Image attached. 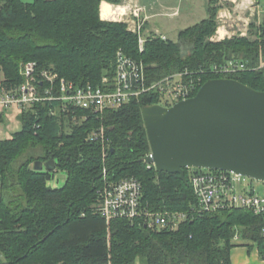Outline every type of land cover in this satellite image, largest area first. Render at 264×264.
I'll list each match as a JSON object with an SVG mask.
<instances>
[{
	"label": "trees",
	"instance_id": "trees-1",
	"mask_svg": "<svg viewBox=\"0 0 264 264\" xmlns=\"http://www.w3.org/2000/svg\"><path fill=\"white\" fill-rule=\"evenodd\" d=\"M102 1L122 3L0 0L1 82L20 83L21 66L31 60L76 86L97 85L104 75L115 74L120 50L142 61L150 80L189 69L200 77L199 85L230 77L264 90V17L254 39L233 35L211 40L220 6L208 0L206 17L177 34L178 40L192 44L189 52L181 53L178 41L160 35L148 36L140 49L139 34L126 22L100 16ZM229 61L245 68L229 74L211 71ZM158 101L156 94H142L106 110L101 119L89 116L81 122L61 112L56 101L20 113V131L0 139V264H233L235 235L250 240L264 257V219L249 209L229 207L200 215L190 211L175 230H153L124 218L107 223L96 212L103 166L110 179H138L142 202L150 210L188 212L197 205L189 183L196 169H184L185 183L178 173L158 172L142 161L150 147L141 108ZM54 106L57 113L52 115ZM75 113L79 117L84 112ZM100 125L110 145L103 160L101 143L86 139ZM50 157L54 170L33 169L32 162ZM55 170L66 174L58 188L47 185Z\"/></svg>",
	"mask_w": 264,
	"mask_h": 264
},
{
	"label": "built area",
	"instance_id": "built-area-1",
	"mask_svg": "<svg viewBox=\"0 0 264 264\" xmlns=\"http://www.w3.org/2000/svg\"><path fill=\"white\" fill-rule=\"evenodd\" d=\"M139 11V7L134 8L133 16H139ZM140 27L141 25L130 30L139 34V45L142 49ZM244 68L242 62L229 61L226 64L214 65L211 71L229 74ZM20 73L23 80L18 84L0 82V114L7 112L11 107L21 113L37 103L56 101L61 112L71 113L74 122H81L89 116L101 119L106 110L116 109L142 94H156L159 98L157 104L169 107L192 97L201 82L200 77L195 76L189 69L150 80L143 62L126 56L120 50L116 54L115 74L112 78L104 75L97 85L87 83L76 86L73 82L59 77L52 68H39L37 63L31 60L22 64ZM56 109L55 106L51 107L50 114H56ZM78 110L84 112L79 117L75 113ZM86 139L101 143L102 160L105 159L110 145L104 126L100 125L92 130ZM146 165L150 167L153 164ZM107 173V168L103 166L102 183L97 189L96 204V212L107 223L115 218H124L130 222L137 220L153 230H175L180 222L189 217L190 211L200 215L229 207L249 209L264 219V191L258 192L252 178L232 171H192L189 183L196 196L197 205L188 212L150 210L142 202V186L138 179L124 177L113 180ZM261 232L264 236V225ZM237 239L238 236L235 235L234 241ZM262 260L264 264V257Z\"/></svg>",
	"mask_w": 264,
	"mask_h": 264
},
{
	"label": "water",
	"instance_id": "water-1",
	"mask_svg": "<svg viewBox=\"0 0 264 264\" xmlns=\"http://www.w3.org/2000/svg\"><path fill=\"white\" fill-rule=\"evenodd\" d=\"M189 98L141 108L150 151L142 158L158 172L232 171L264 182V90L230 77L204 81ZM33 169H55L53 157Z\"/></svg>",
	"mask_w": 264,
	"mask_h": 264
},
{
	"label": "rangeland",
	"instance_id": "rangeland-1",
	"mask_svg": "<svg viewBox=\"0 0 264 264\" xmlns=\"http://www.w3.org/2000/svg\"><path fill=\"white\" fill-rule=\"evenodd\" d=\"M122 0L120 6L124 7L123 12H121L120 19L127 23L129 29L138 28L141 25V37L144 40L148 36L160 35L163 38L173 39L178 41L180 44L181 53H187L191 50V45L188 41L178 40L177 34L179 30L184 29L195 23L199 22L202 18L206 17V3L208 0H140L142 4L145 5L147 9V15H142L143 7L139 5H132L131 3L124 2ZM260 4V13H257L255 16L252 6L242 7L241 10H238L236 6L231 5L228 0H217V5L219 4V12L228 11L231 16L222 14V17L217 15V29L215 34L211 37V40H222L225 37H231L233 35L246 36L251 39L256 38L257 27L260 25L261 19L264 17V0H258ZM166 3V4H163ZM128 4V5H127ZM163 5L167 7H178L179 14L176 16H171V13H165L168 9L167 7L163 8ZM161 6V7H160ZM114 9L116 7L112 6ZM140 8L139 16H133L132 11L134 8ZM221 10V11H220ZM169 12H172L169 11ZM115 19V20H120ZM227 28L229 31L226 34L225 31ZM223 33V34H222ZM225 33V34H224ZM144 64V63H143ZM264 65V62L261 61L260 66ZM3 73L0 72V82L3 81ZM157 104V103H153ZM69 127L65 130H68ZM55 179H59L58 183L56 180H49L48 185L60 186L63 184L64 172L61 170H55ZM253 184L257 188L258 192L264 191V182L252 180ZM134 264H141L139 261H136Z\"/></svg>",
	"mask_w": 264,
	"mask_h": 264
},
{
	"label": "crops",
	"instance_id": "crops-1",
	"mask_svg": "<svg viewBox=\"0 0 264 264\" xmlns=\"http://www.w3.org/2000/svg\"><path fill=\"white\" fill-rule=\"evenodd\" d=\"M124 2H128V3H131L132 5H139V6L143 7V10H142L143 13L141 12V14L147 15V12H146L147 9H146L145 5L140 2V0H126ZM228 2H230L231 5L234 4L238 10H241L242 7H244V6L245 7L252 6V9L254 10L256 17L258 16L257 13L258 14L260 13L261 7H260L258 0H228ZM103 3L106 4L108 2L102 1L100 3V10H101V6ZM108 4H110L109 6H114L116 8L120 6L119 4H112V3H108ZM163 4H166V3H163ZM164 7H167V6L163 5V8ZM167 8L170 10H168L165 13H168V14L171 13V16L172 15L176 16L177 14H179L178 10H180V9H178V7H175V8L174 7H167ZM113 10H115V9L113 8ZM171 10H172V12H169ZM121 12H123V10L117 11L114 18L109 17V18H104V19H107V20L120 19L119 14ZM222 14L231 16V14L228 11H226V12H219L218 17H222L223 16ZM225 29H226L225 33L227 34L229 30L227 28H225ZM19 115H20V112L14 107H11L8 109L7 112L0 114V116H1V119H0V139H9L12 137V135L14 133L20 131L22 125H21V121L19 119ZM54 176H55V172H54ZM54 176L51 180H56V182L58 183L59 179H55L56 177L54 178ZM65 177H66V174L64 172L63 183L65 181ZM47 185H48V181H47ZM60 186H62V185H60ZM60 186L52 185V187H57V188ZM236 243H237V245L234 246L231 250V262L233 264H262L263 263V260L259 255V251H257L258 250L257 246L255 244H253L250 240L238 238L236 240Z\"/></svg>",
	"mask_w": 264,
	"mask_h": 264
},
{
	"label": "bare ground",
	"instance_id": "bare-ground-1",
	"mask_svg": "<svg viewBox=\"0 0 264 264\" xmlns=\"http://www.w3.org/2000/svg\"><path fill=\"white\" fill-rule=\"evenodd\" d=\"M110 4L108 3H103L102 6H101V12H100V15L101 17L103 18H114L115 17V14L117 13V11H122L124 7L122 6H119L117 7V9L113 10V7L112 6H109Z\"/></svg>",
	"mask_w": 264,
	"mask_h": 264
}]
</instances>
